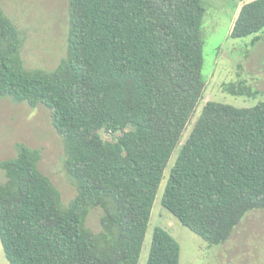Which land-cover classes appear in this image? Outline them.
<instances>
[{
  "label": "trees",
  "instance_id": "trees-1",
  "mask_svg": "<svg viewBox=\"0 0 264 264\" xmlns=\"http://www.w3.org/2000/svg\"><path fill=\"white\" fill-rule=\"evenodd\" d=\"M201 2L68 0L67 51L51 71L26 68L24 36L0 5V101L50 109L76 191L64 202L39 167V148L17 142L16 155L0 159V240L10 264L139 263L164 171L206 90ZM262 30L264 0L244 2L231 37ZM223 87L255 94L246 80ZM161 202L210 245L264 209V101H206ZM95 211L98 229L89 224ZM147 264H180V244L161 226Z\"/></svg>",
  "mask_w": 264,
  "mask_h": 264
},
{
  "label": "rangeland",
  "instance_id": "rangeland-1",
  "mask_svg": "<svg viewBox=\"0 0 264 264\" xmlns=\"http://www.w3.org/2000/svg\"><path fill=\"white\" fill-rule=\"evenodd\" d=\"M246 1L249 0L201 2L206 10L201 29L206 90L164 171L138 264H147L156 226L168 230L179 242L180 264H264V209L249 211L225 243L210 245L184 226L161 202L179 149L206 101L237 107H252L264 101V30L242 38L230 35L240 6ZM0 5L24 36L22 57L26 68L53 70L67 51L68 0H0ZM238 80H246L255 94L234 95L223 87ZM104 137L110 138L106 133ZM17 142L41 149L40 169L58 186L64 202L70 201L76 191L67 176L63 142L52 124L48 107L16 103L9 97L0 101V159L14 157ZM89 224L99 228L98 211L91 214ZM0 264H10L1 240Z\"/></svg>",
  "mask_w": 264,
  "mask_h": 264
},
{
  "label": "crops",
  "instance_id": "crops-1",
  "mask_svg": "<svg viewBox=\"0 0 264 264\" xmlns=\"http://www.w3.org/2000/svg\"><path fill=\"white\" fill-rule=\"evenodd\" d=\"M241 7V6H240Z\"/></svg>",
  "mask_w": 264,
  "mask_h": 264
}]
</instances>
